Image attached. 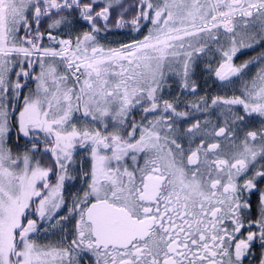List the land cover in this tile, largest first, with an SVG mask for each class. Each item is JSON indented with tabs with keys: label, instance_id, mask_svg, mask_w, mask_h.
<instances>
[{
	"label": "snow or ice",
	"instance_id": "obj_1",
	"mask_svg": "<svg viewBox=\"0 0 264 264\" xmlns=\"http://www.w3.org/2000/svg\"><path fill=\"white\" fill-rule=\"evenodd\" d=\"M257 46L264 0H0V264H264Z\"/></svg>",
	"mask_w": 264,
	"mask_h": 264
},
{
	"label": "flooded vegetation",
	"instance_id": "obj_2",
	"mask_svg": "<svg viewBox=\"0 0 264 264\" xmlns=\"http://www.w3.org/2000/svg\"><path fill=\"white\" fill-rule=\"evenodd\" d=\"M132 2H133V0H125L126 5L131 4ZM146 31H147V29H144L145 33H146ZM126 32H127V30H122L119 34L109 36L107 38V40H105V41H108V42L113 41V40L127 41L129 39V36L126 34ZM262 51H264V48H261L260 46H257V47L252 48V49H242L241 52L237 54V57L235 59V63L239 64L243 61L249 60V59L259 55ZM257 67H252L250 69V73L254 74L257 71ZM198 83H200L202 85V88L207 90V91H211L212 89H214V90L217 89L216 84L213 83L212 79L208 80L207 85H204L203 79L199 80ZM238 85H239V83H238ZM237 87H239V86H237ZM173 94L179 95L178 90L174 89ZM181 98L188 100L187 96H182Z\"/></svg>",
	"mask_w": 264,
	"mask_h": 264
},
{
	"label": "rangeland",
	"instance_id": "obj_3",
	"mask_svg": "<svg viewBox=\"0 0 264 264\" xmlns=\"http://www.w3.org/2000/svg\"><path fill=\"white\" fill-rule=\"evenodd\" d=\"M188 97H190V95L187 94Z\"/></svg>",
	"mask_w": 264,
	"mask_h": 264
},
{
	"label": "trees",
	"instance_id": "obj_4",
	"mask_svg": "<svg viewBox=\"0 0 264 264\" xmlns=\"http://www.w3.org/2000/svg\"><path fill=\"white\" fill-rule=\"evenodd\" d=\"M196 100H197V98H196Z\"/></svg>",
	"mask_w": 264,
	"mask_h": 264
}]
</instances>
